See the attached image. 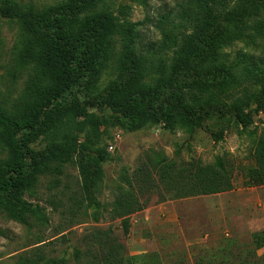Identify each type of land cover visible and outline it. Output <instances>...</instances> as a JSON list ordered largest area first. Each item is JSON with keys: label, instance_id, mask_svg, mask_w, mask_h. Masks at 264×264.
Segmentation results:
<instances>
[{"label": "trees", "instance_id": "1", "mask_svg": "<svg viewBox=\"0 0 264 264\" xmlns=\"http://www.w3.org/2000/svg\"><path fill=\"white\" fill-rule=\"evenodd\" d=\"M107 1L62 0L55 7L39 9L24 8L16 0H0V20L21 27L13 55L17 65L28 72L22 98L10 107L0 104V119L8 120L0 132L11 155L4 162L6 170H0V215L28 232L49 227L51 217L44 207L26 197L33 196L47 178L57 187L71 155L92 149L102 135L104 122L72 101L71 95L85 89L92 98L110 61V48L119 39L130 75L123 87L102 97L100 105L118 113V124L127 132L161 124L170 131L193 132L202 119L217 113L232 115L240 127L250 131L251 107L264 111V58L244 52L231 57L228 53L238 44L254 45L258 36L264 37V0H175V6L159 17L160 25L170 29L159 46L144 44L142 31L128 22L121 23L113 15L114 4L109 6ZM260 49L264 51V44ZM245 87H257L258 92L244 94ZM157 106L161 114L153 113ZM40 131L51 134L56 152L28 160L22 148L15 146L16 138L22 137L23 144L24 137L29 140ZM74 131L86 133L83 143L73 137ZM252 135L254 166L248 170L245 184L249 188L264 186V133ZM96 152L101 174L108 155L100 146ZM154 157L149 169L141 168L135 174L141 194L159 186L168 189L167 185L178 199L234 190L233 175L222 160L212 165H178L161 154ZM186 180L191 192L182 186ZM77 196L79 202L75 201L68 212H58L62 205L50 201L70 225L84 215ZM100 206L98 201L90 204L95 221ZM144 209L145 204L137 199L114 202L113 214L123 219L125 235L129 232L128 217ZM4 235L0 229V236ZM36 239L28 251L16 256L15 264H139L144 259L161 264L153 256H128L110 229L90 230L70 252L52 249L58 240L46 243L42 235ZM60 239L66 240L65 236ZM262 249L264 235L254 234L240 264ZM229 261L219 263L215 257L209 264H233Z\"/></svg>", "mask_w": 264, "mask_h": 264}, {"label": "rangeland", "instance_id": "2", "mask_svg": "<svg viewBox=\"0 0 264 264\" xmlns=\"http://www.w3.org/2000/svg\"><path fill=\"white\" fill-rule=\"evenodd\" d=\"M61 1L16 0L24 8L33 6L39 9L55 7ZM107 4H114L113 15L121 23L128 22L142 31L144 44L159 46L168 36L170 29L160 25L159 17L175 6V0H108ZM20 28L17 23L0 20V104L8 107L22 98L28 80V72L17 65L13 55ZM263 44L264 37L258 36L254 45L238 44L228 53L231 57L244 52L264 58V51H260ZM121 48L120 39L110 48V61L91 94L92 98L85 89L71 95L72 101L81 108H88L87 112L96 114L104 122L96 146L71 155V163L66 166L57 187L52 185L51 178H47L33 196L26 197L29 202L46 209L51 217L49 227L40 232H28L24 226L0 215V229L5 232L0 236V264H15L16 256L28 251L40 235L46 243L58 240L51 247L57 253L70 252L92 229L112 230L128 256H153L161 264H209L215 257L219 263L229 259L233 264H240L241 254L252 244V236L264 235V186L249 188L245 185L247 172L254 166L252 134L264 133V111H258L256 105L251 107L250 131L240 127L232 115L217 113L202 119L200 127L193 132L170 131L162 124L135 133L127 132L118 124V113L100 105L102 97L123 87L130 75ZM243 91L255 95L258 88L245 87ZM160 108L157 106L153 113L161 114ZM7 123V119H0L3 129ZM73 137L83 143L86 133L74 131ZM24 139L21 144L22 137H17L15 146L22 148L28 160L56 152L53 137L47 131L37 132L29 140ZM99 146L108 155L107 162L101 166V174L96 163ZM154 154H161L178 165L191 162L212 165L222 160L233 175L234 190L212 196L191 194L178 199L167 185L168 189L159 186L151 193L141 194L135 183V174L141 168L149 169ZM10 156L8 143L0 132L1 171L6 170L4 162ZM182 186L191 192L187 180ZM77 194L81 197L84 215L70 225L69 220H63L55 212L50 201L62 205L58 212H68L75 201L79 202ZM121 198L137 199L145 204L143 211L128 217L127 235L122 226L123 219H116L113 214L114 202ZM94 201L101 204L97 211L98 221L93 218L94 211L90 207ZM62 236L65 241H61ZM139 264L154 262L144 259ZM246 264H264V249L251 254Z\"/></svg>", "mask_w": 264, "mask_h": 264}]
</instances>
